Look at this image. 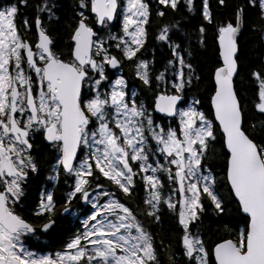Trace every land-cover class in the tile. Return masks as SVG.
I'll list each match as a JSON object with an SVG mask.
<instances>
[{
  "label": "snow or ice",
  "instance_id": "obj_1",
  "mask_svg": "<svg viewBox=\"0 0 264 264\" xmlns=\"http://www.w3.org/2000/svg\"><path fill=\"white\" fill-rule=\"evenodd\" d=\"M0 264H264V0H0Z\"/></svg>",
  "mask_w": 264,
  "mask_h": 264
},
{
  "label": "trees",
  "instance_id": "obj_2",
  "mask_svg": "<svg viewBox=\"0 0 264 264\" xmlns=\"http://www.w3.org/2000/svg\"><path fill=\"white\" fill-rule=\"evenodd\" d=\"M34 194H36V193H34ZM74 223H77V222L73 221V223H71L68 219L67 221L62 222L61 228L62 229H71L72 224H74ZM66 236H67V232H64L63 237L66 238ZM46 237L48 238V242H49L48 247H50V250H54V249L58 248L62 242L61 236H59V235L56 237H52V238H49L48 236H46ZM48 247L46 244L42 245V248H44L45 250H48Z\"/></svg>",
  "mask_w": 264,
  "mask_h": 264
},
{
  "label": "flooded vegetation",
  "instance_id": "obj_3",
  "mask_svg": "<svg viewBox=\"0 0 264 264\" xmlns=\"http://www.w3.org/2000/svg\"><path fill=\"white\" fill-rule=\"evenodd\" d=\"M36 194L38 195V193H36ZM68 219H69V221L71 223H73V221L77 222L74 217H69ZM48 243H49L48 242V238L46 236H41V237H39V239L33 237L32 238V241H31L30 247L33 246V245H40V246H42L43 244H46L47 247H48ZM41 250L47 251L44 248H42ZM48 250H50V247H48Z\"/></svg>",
  "mask_w": 264,
  "mask_h": 264
}]
</instances>
